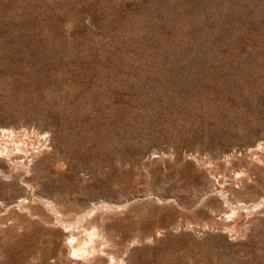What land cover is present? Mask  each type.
Wrapping results in <instances>:
<instances>
[{"label":"rangeland","instance_id":"rangeland-1","mask_svg":"<svg viewBox=\"0 0 264 264\" xmlns=\"http://www.w3.org/2000/svg\"><path fill=\"white\" fill-rule=\"evenodd\" d=\"M0 264H264V0H0Z\"/></svg>","mask_w":264,"mask_h":264},{"label":"bare ground","instance_id":"bare-ground-1","mask_svg":"<svg viewBox=\"0 0 264 264\" xmlns=\"http://www.w3.org/2000/svg\"><path fill=\"white\" fill-rule=\"evenodd\" d=\"M72 235V234H71ZM70 235V236H71ZM93 235H94V233H91V234H89V236H88V238H87V243H90V242H92L93 241ZM69 236V237H70ZM73 239V238H72ZM79 247V246H78ZM74 248V247H73ZM82 250H85L84 248H82V249H80V250H75L74 252H75V255H78V251H82ZM86 251V250H85Z\"/></svg>","mask_w":264,"mask_h":264}]
</instances>
